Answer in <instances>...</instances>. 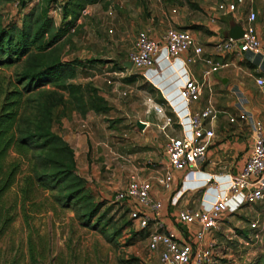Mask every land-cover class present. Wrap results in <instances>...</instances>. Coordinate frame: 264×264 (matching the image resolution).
<instances>
[{"label": "crops", "instance_id": "crops-1", "mask_svg": "<svg viewBox=\"0 0 264 264\" xmlns=\"http://www.w3.org/2000/svg\"><path fill=\"white\" fill-rule=\"evenodd\" d=\"M67 1L54 0L60 5ZM228 1L198 0L196 4L203 15V20L199 22L194 21L191 11L172 8L162 0H98L97 3L84 7L86 15H78L69 34L63 39L69 37L68 45L76 49V54L64 59L61 56V60L79 62L72 83L96 89L97 95L108 107L105 112L88 111L84 116L73 111L53 124L52 132L72 150L74 173L84 180L85 188L92 197L117 192L132 178L149 182V196L159 204L157 219L166 230L174 232L179 241L192 246L195 245L192 234L195 226L180 224L176 220L177 211L182 210L180 202L176 200L173 206L169 203L178 182L184 192L201 190L204 183L216 188L214 183H223L221 178L239 173L250 155L252 135L249 123L237 119L241 111L250 116L254 125L258 124L264 130V93L255 85L256 78L264 77V0L245 2L237 6L230 16L215 10L218 3ZM37 3L36 0L24 2L23 13ZM248 11L255 15L253 28L259 39L261 52L242 55L214 53V43L227 38L231 29L242 27ZM60 20L61 14L54 17L55 28L59 26ZM193 25L201 26L207 32L201 38L192 35L202 51L194 62L186 63V53L180 54L179 60L170 61L168 67L157 62L148 71V83L142 78L140 71L125 67L128 54L133 51L137 32L144 31L149 38L157 39L169 27L194 34ZM98 27L100 31L93 33L92 42L88 35L92 28ZM123 40L127 45H121ZM91 42L95 45L91 46ZM63 54L65 55V51ZM203 57H211L221 65L205 78L199 100L188 108L191 112L204 108H211L215 112L204 123L205 128L212 132L213 138L208 143L203 163L196 168L171 172L166 166L164 154V145L171 138L166 129L167 124L144 103L145 108L141 112L143 117L130 123L126 108L131 104L128 107H116V104L117 101L126 103L131 93L129 87H136L137 81H141L142 88L137 87L139 96H145L163 111L169 114L171 111L175 115L176 111L169 105V101L173 100L174 105L178 103L175 98L176 89L181 82L178 68H183L191 78L203 82L200 62ZM131 108L135 109V105ZM177 108H180L179 104ZM112 110L124 117L122 122L110 127L105 119L109 113L116 115ZM217 114L223 116L217 117ZM229 119L233 121L229 122ZM178 136L180 130L175 137ZM165 174H171V182L167 188L156 184ZM200 193L198 208L190 211L199 209L208 201L209 193H206V189L205 193ZM249 207L257 209L254 220L263 222L264 198L251 206L242 205L236 214L245 212ZM210 236L208 234L204 237L203 244L211 240Z\"/></svg>", "mask_w": 264, "mask_h": 264}, {"label": "rangeland", "instance_id": "rangeland-1", "mask_svg": "<svg viewBox=\"0 0 264 264\" xmlns=\"http://www.w3.org/2000/svg\"><path fill=\"white\" fill-rule=\"evenodd\" d=\"M198 0H177L172 8H183L192 12L194 21L203 20L198 6ZM24 0H1L0 21L2 25L15 23L19 26V18L25 10ZM196 37L201 38L207 32L201 26H192ZM92 28L93 33L99 32ZM198 32V33H195ZM98 37V36H97ZM99 38V37H98ZM125 39V38H123ZM69 37L61 43V56L71 58L76 54L72 45H68ZM91 42V46L95 45ZM122 46L127 45L125 40ZM65 51V55L63 54ZM79 54V53H78ZM113 68H116L114 65ZM22 68L20 62L8 68H0V91L5 90L8 82H13L14 76ZM137 81L131 89L126 103L117 101L118 106H127L130 123L142 118L141 112L149 106L145 96L137 92L141 87ZM51 90V86L44 87ZM82 100H93V96L85 86L79 91ZM141 94V93H140ZM26 97V96H25ZM65 98V95H64ZM143 103L145 106H143ZM135 105V109H132ZM31 105H28L30 108ZM109 113L105 122L112 127L122 122L124 116ZM163 111L161 118L167 123L169 137L178 135L179 126L175 115ZM223 115L217 114V117ZM26 173L17 176L14 184L4 197V206L8 213L0 217V264H159L158 250L147 251L145 235L137 231L129 219L127 209L122 203L113 200L115 191L108 195L101 194L93 198L94 212L90 222L85 223L76 206H66L62 193L49 190L53 182L43 180L42 183L32 180L28 187L24 178ZM209 186V183H207ZM184 192L178 182L172 196L176 194L182 210L190 211L198 208L200 191ZM88 193V191H86ZM178 192V193H177ZM257 209L249 207L243 213L226 215L216 231L211 232L218 258L213 264H264V221H257V230L249 231L248 225L254 220ZM247 229L248 231H244Z\"/></svg>", "mask_w": 264, "mask_h": 264}, {"label": "built area", "instance_id": "built-area-1", "mask_svg": "<svg viewBox=\"0 0 264 264\" xmlns=\"http://www.w3.org/2000/svg\"><path fill=\"white\" fill-rule=\"evenodd\" d=\"M251 1L220 2L215 10L230 16L237 6ZM60 14L61 5L54 3L48 12V17L54 22V17H59ZM85 15L86 11L83 9L80 16ZM254 20V13L248 11L240 27L241 37L237 40L227 37L214 43V53L259 54L261 46L253 28ZM182 53L188 54L186 63L194 62L195 57H199L202 53L201 47L188 31L169 27L157 39H151L146 32L140 31L134 37L133 51L128 54L127 61L133 69L142 73V78L148 83V71L152 66L157 62L167 66L170 61L179 60ZM200 62L203 68V82L191 78L183 68H178L181 77L175 96L178 103L174 105L173 100L169 101V105L176 111L173 112L180 130V136L168 138L164 145L166 166L171 172H181L190 167L196 168L203 163L206 159L208 143L213 138L212 132L205 128L204 123L212 118L215 112L211 108L191 112L188 107L199 100L205 78L215 72L221 64L213 61L211 57H203ZM255 85L264 93V77L256 78ZM147 103L155 114L162 116L160 107L148 99ZM178 104L180 108H177ZM237 119L249 123L252 129L251 152L239 173L221 178L223 183L215 182L216 188L208 186L206 188V193H209L208 201H205L199 209L178 210L176 213V220L180 224L195 226L192 231L194 246L179 241L174 232L166 230L162 222L157 219L159 204L149 196L151 188L149 182L132 178L123 189L115 192L113 200L126 207L128 217L137 231L145 235L147 251L158 250L160 264H213L214 258H218L215 243L210 240L203 244L204 237L216 231L226 215H235L242 205L251 206L264 198V130L262 131L258 124L254 125L250 116L244 111L238 114ZM168 122L169 119H166L165 124ZM170 182L171 174H165L156 181V184L167 188ZM205 185L207 184L204 183ZM176 200L174 194L170 199V205H175ZM257 224L255 220L252 221L248 225L249 230H257Z\"/></svg>", "mask_w": 264, "mask_h": 264}, {"label": "trees", "instance_id": "trees-1", "mask_svg": "<svg viewBox=\"0 0 264 264\" xmlns=\"http://www.w3.org/2000/svg\"><path fill=\"white\" fill-rule=\"evenodd\" d=\"M174 1L162 0L169 5ZM97 2L68 0L61 5L57 28L48 17L54 0H39L22 13L19 26L14 22L4 26L0 21V68L22 65L13 82L0 91V217L8 213L6 193L23 172L28 187L32 180L51 181L49 190L62 193L66 206H76L85 223L93 217L94 198L74 173L72 150L52 132V126L73 111L84 116L88 111L108 110L96 89L88 85L83 86L93 100H82L83 86L72 83L79 62L62 61L60 52V42L80 12ZM46 86L51 90H44Z\"/></svg>", "mask_w": 264, "mask_h": 264}, {"label": "water", "instance_id": "water-1", "mask_svg": "<svg viewBox=\"0 0 264 264\" xmlns=\"http://www.w3.org/2000/svg\"><path fill=\"white\" fill-rule=\"evenodd\" d=\"M241 28L240 27H235L233 29H231L227 35L228 38L233 39V40H237L241 37ZM126 68H130L131 65L129 62H127V65H125Z\"/></svg>", "mask_w": 264, "mask_h": 264}]
</instances>
